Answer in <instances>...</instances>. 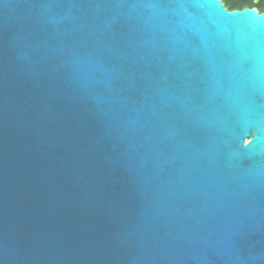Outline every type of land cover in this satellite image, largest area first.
I'll list each match as a JSON object with an SVG mask.
<instances>
[{"label":"water","instance_id":"1","mask_svg":"<svg viewBox=\"0 0 264 264\" xmlns=\"http://www.w3.org/2000/svg\"><path fill=\"white\" fill-rule=\"evenodd\" d=\"M0 264H264V12L0 0Z\"/></svg>","mask_w":264,"mask_h":264},{"label":"trees","instance_id":"2","mask_svg":"<svg viewBox=\"0 0 264 264\" xmlns=\"http://www.w3.org/2000/svg\"><path fill=\"white\" fill-rule=\"evenodd\" d=\"M230 11L242 10L247 7L257 8L264 12V0L255 3L253 0H223Z\"/></svg>","mask_w":264,"mask_h":264},{"label":"flooded vegetation","instance_id":"3","mask_svg":"<svg viewBox=\"0 0 264 264\" xmlns=\"http://www.w3.org/2000/svg\"><path fill=\"white\" fill-rule=\"evenodd\" d=\"M253 1H254V0H253ZM260 1H261V0H260ZM260 1H259V2H260ZM222 2H223V4L225 5V7L227 8L225 2H224L223 0H222ZM254 2H255V1H254ZM259 2H258V3H259ZM247 8H253V7H247ZM227 9H228V8H227ZM259 11H260V10H259ZM260 12H261V11H260ZM261 13H262V12H261Z\"/></svg>","mask_w":264,"mask_h":264}]
</instances>
